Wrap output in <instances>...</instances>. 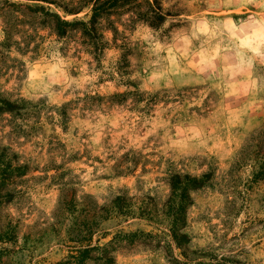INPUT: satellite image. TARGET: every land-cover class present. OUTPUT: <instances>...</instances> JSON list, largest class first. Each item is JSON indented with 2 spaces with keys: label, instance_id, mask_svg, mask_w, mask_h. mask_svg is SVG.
<instances>
[{
  "label": "rangeland",
  "instance_id": "1",
  "mask_svg": "<svg viewBox=\"0 0 264 264\" xmlns=\"http://www.w3.org/2000/svg\"><path fill=\"white\" fill-rule=\"evenodd\" d=\"M54 2L0 0V264L92 247L113 264H264V0H156L158 29L122 16L138 93L110 32L99 62L79 31L55 35L36 7L89 10Z\"/></svg>",
  "mask_w": 264,
  "mask_h": 264
},
{
  "label": "trees",
  "instance_id": "2",
  "mask_svg": "<svg viewBox=\"0 0 264 264\" xmlns=\"http://www.w3.org/2000/svg\"><path fill=\"white\" fill-rule=\"evenodd\" d=\"M43 1L45 3L56 5L54 0H37ZM140 1V2H138ZM63 13L68 15H75L80 13L83 9H88V15L86 20H74L68 22L62 20L57 14L51 12L49 9H44L43 7H36L35 10H40L43 13V21H48L55 35L59 38H65L70 32L79 31L81 35V45L84 47L85 51L91 55L95 62H99L104 51L108 49L109 42L105 37L106 32L112 34L111 42L116 48L121 51L120 57L114 66V73L118 75L119 78H125V84L135 88V92L138 93L135 84L128 78L129 72V61L127 59L129 51L126 48V43L122 40L120 45H117L118 37L121 33L115 23L120 22L122 16L129 15L127 22L128 25L133 24L137 21L143 22L153 29H158L165 21V15L161 12V9L157 5L156 0H79V2L72 5L70 8L67 6H58ZM121 23V22H120ZM122 26H126V23H121ZM134 93H128L132 95ZM124 97V95H115L114 99L119 97ZM0 113H11L12 108L9 103L5 101L0 102ZM258 159L260 161V166L258 171L254 174L255 180H264V153L258 154ZM16 172V175L21 176L18 170H12ZM12 172L8 173L11 174ZM5 184V182H4ZM185 189L180 195V202L177 211L184 213L188 206L187 196L185 194ZM5 202L11 200L10 197H4ZM1 200H3L1 198ZM182 227L177 226L176 223L171 225V232L174 240L176 242L183 241L185 239L184 234H180L179 231ZM12 231L6 232V235H11ZM93 251L103 252L102 255L95 258L88 257ZM108 250L103 247H92L82 250H78V255L70 256L71 261H67L64 264H84L87 259L94 261V263L101 264H113V259L108 256Z\"/></svg>",
  "mask_w": 264,
  "mask_h": 264
}]
</instances>
